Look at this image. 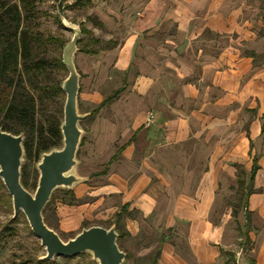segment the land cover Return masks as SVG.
I'll return each instance as SVG.
<instances>
[{"label":"crops","instance_id":"crops-1","mask_svg":"<svg viewBox=\"0 0 264 264\" xmlns=\"http://www.w3.org/2000/svg\"><path fill=\"white\" fill-rule=\"evenodd\" d=\"M126 1L132 27L102 53L123 82L117 94H92L97 107L113 99L83 140L92 176L74 193L87 201L60 205L71 215L61 228L125 207L131 237L143 233L140 218L159 220L158 264H234L225 245L246 218L238 226L225 197L238 195L235 165L250 173L256 162L248 256L264 264V60L250 56L264 40V0Z\"/></svg>","mask_w":264,"mask_h":264},{"label":"rangeland","instance_id":"rangeland-1","mask_svg":"<svg viewBox=\"0 0 264 264\" xmlns=\"http://www.w3.org/2000/svg\"><path fill=\"white\" fill-rule=\"evenodd\" d=\"M36 1L38 4L39 13L37 28L40 31L34 32H40L43 35L51 34L55 37L64 39L66 43L70 42L74 37L75 32L73 30L67 29L62 23L59 24L56 21L55 17L56 15L59 16V14L65 18L67 25L73 24L80 27L82 24L87 30H89L88 33L85 34L81 32L77 43V51L74 57L75 66L81 76L79 83L80 91L78 95L79 112L81 114H90L81 122V126L85 133L83 135L82 143L78 152V159L80 163L76 171L79 175L88 178L89 181L91 178L90 176H92L90 173L91 168L87 169L86 160L88 159L86 154H84L85 151L83 150L84 148H82V146L83 140L86 136V130L91 124V119L93 116L92 111L97 107V102H94L92 99V94L96 92L101 97L108 96L112 91L118 89L122 85L123 81L121 74L119 75L118 73H114V71L111 70V67L108 69L110 62H108L109 59H107L106 55H103L105 51H101L98 54L93 55L82 53L79 51V48L91 35L100 38L103 42L108 40H116L121 43V40L125 38V32L130 31L132 27L131 21H129V14L132 15L134 6L132 3L128 4L126 0H89L88 2L85 0L86 2L84 1V3H81V5H73L76 0ZM67 5L73 6H71L69 9L64 8ZM61 7L63 8V11H61ZM256 8L257 10H255V13L258 12L257 20H259V18H262V15L264 14V3L256 5ZM89 17H97L98 20L103 23L104 29H101L95 25ZM222 42L225 44L226 40L224 39ZM48 49L51 55L58 56L63 54V49H60L56 43H48ZM256 51L259 53H257L258 57L255 58V63L262 62V59L264 60V40L262 41L260 37L257 41ZM67 76L68 71L61 69H56L52 75V77L61 78L62 80H64ZM34 94L36 95V92H34ZM64 102L65 96H52L51 98L45 99L43 103H41L38 99V119H44V116L40 110L41 107H47L46 109L54 111L60 107L61 103L64 105ZM36 163V158L25 161V170L28 175L29 183L28 190L32 193L35 191L34 184L36 183L37 185L36 177H38V173L35 171ZM61 191L63 190H58L53 194L55 202L52 204V206L48 207L46 216L51 225H58V229L56 231L63 240L66 241L69 238L74 237L83 228L93 225H99L108 228L114 224L116 217L113 216L109 217L107 220H103L105 218H91L87 221L83 220L78 225L73 226L72 229H66L71 227V224H67L66 226L64 225V229L61 228V221L64 219L67 221L71 215L69 212H67V210H61L63 207L60 205L62 204L76 207L83 205L87 201L86 197L77 198L74 193L77 202L72 205H68L63 201L66 197ZM227 195L230 194L227 193ZM225 198L231 201H235L237 199L233 194L231 197L226 196ZM134 214L135 213L132 212V215ZM139 220L143 227V233L136 237L130 236L121 240L122 250H124L128 255V258H126L124 264H151L154 252L158 248L157 241L161 234L158 232L157 227L159 220L156 218H140ZM234 221L235 223H238V226H240L241 217L239 216V220L235 219ZM83 223H86V226H83ZM227 241L228 243L225 245L226 249L229 248L234 251L233 252L228 249V252L233 253V255L239 254L238 258L235 259L234 257L233 260H230V262L236 261L237 264H242L243 261H248L250 259L248 256V248L251 246L245 244V240L240 237L239 233H236L235 238L232 236L230 239H227ZM241 250H244L245 252ZM45 254V248L41 246L40 240L32 233L24 214L19 212L17 215H15L12 207L11 196L8 194L7 190H0V264H34L36 260H39ZM222 259L227 261L228 256L223 254ZM54 261H56L57 264H98L88 253L71 258L56 257ZM214 264L222 263L215 262Z\"/></svg>","mask_w":264,"mask_h":264},{"label":"trees","instance_id":"trees-1","mask_svg":"<svg viewBox=\"0 0 264 264\" xmlns=\"http://www.w3.org/2000/svg\"><path fill=\"white\" fill-rule=\"evenodd\" d=\"M84 1L76 0L73 5H81ZM73 5H67L64 8L69 9ZM55 19L61 24L58 15ZM38 20L36 0H0V128L13 134L24 133L26 160L36 158L37 161L42 152L60 146L62 139L60 122L63 118L61 103L60 107L54 111L46 109L47 107H41L44 119L39 120L37 102L38 99L43 103L45 99L52 96H65L60 88L62 79L52 77V75L56 69L67 71L62 62V55H51L48 49V43H56L60 49H63L66 41L51 34L43 35L40 32H34L40 31L37 28ZM90 20L104 29L103 23L97 17H92ZM80 28L83 34L89 31L82 24ZM117 45L118 41L116 40L103 42L100 38L91 35L79 48V51L85 54H98L101 51L111 50ZM250 56L258 57L255 52H250ZM118 92L119 90L115 91L116 94ZM112 99L113 97L105 99L99 107L92 111V115ZM235 166L239 169V176L237 179L238 195L235 204H233V216L236 218L241 211L244 212L246 222L243 229H240V234L244 238L245 244L250 245L249 213L246 211V206L248 197L255 192L254 180L258 167L254 162L250 173H246L241 165L236 164ZM22 183L25 188L29 189L25 164L22 168ZM34 188H36V183ZM0 190H6L1 180ZM61 192L66 197L63 200L66 204L72 205L77 202L74 191L63 190ZM54 202L53 196L44 210V217L46 223L57 230L58 225H51L46 216L48 207L52 206ZM125 209V207L122 208V211L116 214L114 221L121 249V240L130 237L129 233L120 227ZM83 226H86V223H83ZM160 254L161 249L158 247L154 252L151 264H158ZM226 254L233 260V253L227 252ZM249 263L254 264L252 260H249ZM34 264H57V262L36 260ZM234 264L237 263L234 262Z\"/></svg>","mask_w":264,"mask_h":264},{"label":"water","instance_id":"water-1","mask_svg":"<svg viewBox=\"0 0 264 264\" xmlns=\"http://www.w3.org/2000/svg\"><path fill=\"white\" fill-rule=\"evenodd\" d=\"M59 19L67 29L75 32L72 40L64 45L62 54L68 76L60 83L65 94L60 122L61 144L40 154L35 166L37 185L32 193L22 183V168L26 161L25 135L13 134L0 128V180L11 196L14 214H24L32 233L45 248L46 254L39 260L54 261L56 257L71 258L88 253L98 264H124L127 254L119 246L115 223L108 228L99 225L83 228L65 241L45 221L44 210L56 191H73L76 186L88 181V178L76 171L80 163L78 152L85 133L81 122L90 115L81 114L78 103L81 76L74 57L81 28L67 25L61 14ZM242 264L250 263L245 260Z\"/></svg>","mask_w":264,"mask_h":264}]
</instances>
